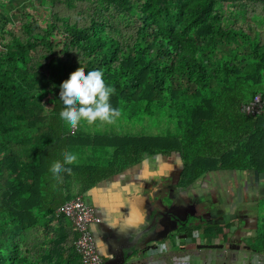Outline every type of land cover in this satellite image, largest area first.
I'll list each match as a JSON object with an SVG mask.
<instances>
[{
  "label": "trees",
  "instance_id": "trees-1",
  "mask_svg": "<svg viewBox=\"0 0 264 264\" xmlns=\"http://www.w3.org/2000/svg\"><path fill=\"white\" fill-rule=\"evenodd\" d=\"M81 69L102 70L118 117L162 118L172 132L71 135L59 85ZM255 95L264 97V0H0V264H80L57 209L146 156L178 153L187 187L210 172L264 176V113L240 112ZM94 149H111L107 166L73 163L53 178L65 152Z\"/></svg>",
  "mask_w": 264,
  "mask_h": 264
},
{
  "label": "crops",
  "instance_id": "crops-1",
  "mask_svg": "<svg viewBox=\"0 0 264 264\" xmlns=\"http://www.w3.org/2000/svg\"><path fill=\"white\" fill-rule=\"evenodd\" d=\"M97 150L93 165L107 166L111 150ZM73 153L78 158L86 155L84 150ZM183 168L178 153L146 156L78 195L100 218L90 229L102 260L112 258L113 245L127 230L149 225L146 243L126 264H264V239L255 235L264 176L249 171L210 172L187 187L180 184ZM206 195L211 196L207 204L202 200ZM218 223L234 226L218 234L203 232L202 226Z\"/></svg>",
  "mask_w": 264,
  "mask_h": 264
},
{
  "label": "clouds",
  "instance_id": "clouds-1",
  "mask_svg": "<svg viewBox=\"0 0 264 264\" xmlns=\"http://www.w3.org/2000/svg\"><path fill=\"white\" fill-rule=\"evenodd\" d=\"M59 89V99L63 105L59 117L69 127L75 128L82 121L111 123L120 115L119 109L110 102L115 90L106 84L102 70L93 69L87 73L83 69L75 71L61 82ZM76 159L75 153L65 152L63 164L54 163L50 168L53 178L59 179L61 173H71V168L65 165L73 164Z\"/></svg>",
  "mask_w": 264,
  "mask_h": 264
},
{
  "label": "built area",
  "instance_id": "built-area-1",
  "mask_svg": "<svg viewBox=\"0 0 264 264\" xmlns=\"http://www.w3.org/2000/svg\"><path fill=\"white\" fill-rule=\"evenodd\" d=\"M240 112L247 116H259L264 113V97L255 95L250 101L240 106ZM76 128V127H75ZM75 128L71 127V131ZM69 220L75 233L74 248L80 264H102L103 260L96 250L91 232V225L98 224L100 218L92 206L86 204L81 196L66 200L56 211ZM187 241H190L189 237Z\"/></svg>",
  "mask_w": 264,
  "mask_h": 264
},
{
  "label": "rangeland",
  "instance_id": "rangeland-1",
  "mask_svg": "<svg viewBox=\"0 0 264 264\" xmlns=\"http://www.w3.org/2000/svg\"><path fill=\"white\" fill-rule=\"evenodd\" d=\"M36 2H40V0H36ZM27 4V3H26ZM25 4V5H26ZM256 8L254 13H258L259 11ZM42 12V10L39 8L36 12ZM239 24H242L240 22ZM172 132V125L167 120L160 119L157 117H145L142 115L131 117L130 119H127L124 115L121 117H116L113 119L111 123L108 122H101L96 121L93 123H88L86 121H82L78 126L77 130L75 132H71V135L82 137H88L90 135H99V136H107V135H135V136H166L169 135ZM96 150H93V153H86V155H83V158H78L74 162L75 165H86L89 162H87V157L90 158V162L93 163L94 159L96 158ZM106 150L110 151L111 149H103L100 150V152H105ZM104 154L100 155L101 158H103ZM210 195H206L202 200L205 204H207L208 201L211 199ZM259 208L257 212L258 219H261L264 217V199L260 200L259 202ZM218 225H222L218 223ZM256 235V234H255ZM257 236V235H256ZM257 238V237H256ZM259 239V238H257ZM249 241V239L247 240ZM210 242V240H209ZM258 242V241H257Z\"/></svg>",
  "mask_w": 264,
  "mask_h": 264
},
{
  "label": "water",
  "instance_id": "water-1",
  "mask_svg": "<svg viewBox=\"0 0 264 264\" xmlns=\"http://www.w3.org/2000/svg\"><path fill=\"white\" fill-rule=\"evenodd\" d=\"M157 213L152 215L151 222L156 221ZM149 225L145 228L136 227L126 231L120 241L113 245L112 258L103 260L102 264H126L127 259L133 258L135 252L146 243V235L149 233Z\"/></svg>",
  "mask_w": 264,
  "mask_h": 264
}]
</instances>
